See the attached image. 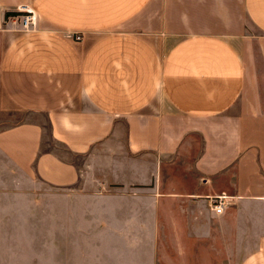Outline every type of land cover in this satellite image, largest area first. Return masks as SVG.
<instances>
[{"label":"crops","instance_id":"1","mask_svg":"<svg viewBox=\"0 0 264 264\" xmlns=\"http://www.w3.org/2000/svg\"><path fill=\"white\" fill-rule=\"evenodd\" d=\"M23 6L36 13L33 29L4 19ZM22 114L44 115L76 156L121 135L132 155L193 154L201 181L186 193L60 203L59 218L42 222L59 228L54 239L44 229L42 250L34 222L0 221V264H264V245L231 249L242 225L224 217L242 210L250 233L264 227V0H0V124ZM42 134L34 119L0 126V167L47 188L75 186L78 167L42 150ZM216 195L224 210L206 211V227L188 218L185 235L164 227V197H190L195 211L197 198Z\"/></svg>","mask_w":264,"mask_h":264},{"label":"rangeland","instance_id":"2","mask_svg":"<svg viewBox=\"0 0 264 264\" xmlns=\"http://www.w3.org/2000/svg\"><path fill=\"white\" fill-rule=\"evenodd\" d=\"M12 19L16 20L20 25L22 24V16ZM28 119L37 120L43 126L41 149L51 151L59 157L73 162L78 167L80 174V180L71 188L62 190L47 188L36 181L29 180L25 175L14 172L3 161V165L0 167L2 168L0 170V174L2 175V179L0 180V221L4 222L7 229H9L8 226L11 220L34 222V234L31 235L35 236L36 249L42 250V234L44 233V229L45 231L46 229H51L52 236H54L53 239L57 237L59 228L54 225L50 228L46 227L42 222L49 219V217H51V220L59 218L60 212L56 206L60 203L95 202L99 196L98 194L122 195L138 193L139 195L141 190L186 193L187 191L197 190L199 187L198 183L201 180L194 171L193 164L190 161L193 154H188L185 158L178 156V158L173 157L168 159H160L154 154L147 153L132 155L127 150L124 136L121 135L120 137L112 136L110 140L97 145L95 154L90 152L86 155L76 156L66 151L62 145L50 138L48 122H46V117L42 114H22L12 120H3L0 126L6 127L7 125ZM211 192L213 194L218 193V190H211ZM207 199L205 197L197 198L203 208L193 211L194 208L191 205L192 198L190 197H178V199L164 197L163 204L165 205V209L162 211L165 216L162 222L164 227L169 228V226H172L175 231L170 229L169 231L175 234L177 230H180V235L187 233L186 225L188 219H190L196 228L198 226L200 228L206 227V213H208L206 211L210 210L212 212L211 199L210 201ZM206 202L208 207H206ZM171 204L175 206L178 204L182 205L184 213L176 207L172 210ZM48 206H51L50 210H48ZM245 206L249 207L241 209H248L246 213L251 212L249 210L251 208L261 207L257 204H245ZM178 211L179 214H177ZM208 214L210 215V213ZM257 214L263 216L264 211L257 212ZM224 215L230 225H234L235 223L242 225V232L236 234L230 241L231 249L237 254L241 251L245 255L250 250L264 245V227L257 229L255 232L257 235L250 233L248 230L250 226L242 210H229ZM3 232L5 233V228H3ZM233 232V227L228 229L229 234H233ZM167 245L168 249L178 245L183 250L188 246L186 242ZM51 246L52 250L58 251L57 242L52 243ZM200 252H203V245L200 246ZM181 262L186 263L185 260L184 262L178 261L179 264Z\"/></svg>","mask_w":264,"mask_h":264},{"label":"built area","instance_id":"3","mask_svg":"<svg viewBox=\"0 0 264 264\" xmlns=\"http://www.w3.org/2000/svg\"><path fill=\"white\" fill-rule=\"evenodd\" d=\"M18 11H22L21 15L22 16V27L24 29H33L35 28L37 24V16L36 13L32 8H29L27 6L19 7ZM75 40L81 39V34H75L74 35ZM211 210L215 214H221L224 210V196L223 195H216L212 196L211 198Z\"/></svg>","mask_w":264,"mask_h":264},{"label":"trees","instance_id":"4","mask_svg":"<svg viewBox=\"0 0 264 264\" xmlns=\"http://www.w3.org/2000/svg\"><path fill=\"white\" fill-rule=\"evenodd\" d=\"M21 15V12L19 11H9V12H5L4 13V19H12V18H15V17H18ZM254 56H255V61H256V65L258 66L259 68V64L261 63V55H260V52L258 50V46L257 44H254ZM49 126V125H48ZM49 135H50V138L52 140H54V138L52 137L50 131H49ZM55 141V140H54ZM62 145V144H60ZM63 146V145H62ZM64 147V146H63ZM65 148V147H64ZM66 149V148H65ZM66 151L69 152V150L66 149ZM70 153V152H69Z\"/></svg>","mask_w":264,"mask_h":264}]
</instances>
